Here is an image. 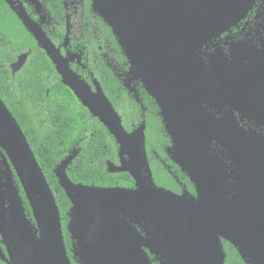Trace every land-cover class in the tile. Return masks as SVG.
I'll return each mask as SVG.
<instances>
[{
    "label": "water",
    "instance_id": "1",
    "mask_svg": "<svg viewBox=\"0 0 264 264\" xmlns=\"http://www.w3.org/2000/svg\"><path fill=\"white\" fill-rule=\"evenodd\" d=\"M4 1L50 58L62 84L113 136L119 164L108 162V172L128 173L134 181L131 189L74 184L66 168L77 152L60 161L56 177L72 205L67 230L78 240L83 264H149L142 247L152 249L163 264H224L220 238L237 249L245 264H264V162L247 150L245 133L222 128L227 117L212 123L191 98L192 88L200 95L208 93L202 81L197 82L202 73L194 56L212 36L205 0H91L92 10L108 25L129 63V82L139 80L160 108L172 142L167 154L189 176L196 199L153 184L144 125L128 133L99 83L93 80L92 89L71 69L74 59L63 56L41 29V2L25 0L37 22L19 0ZM27 56L21 54L11 64L12 74L22 69ZM225 84L230 97L224 100L230 104L235 81L227 79ZM214 141L227 152L234 167L230 173L221 152H213ZM14 175L34 224L27 218ZM228 179L234 191L225 199ZM138 223L151 228L147 238L132 226ZM0 241L5 250L0 247V259L7 264H71L54 195L1 99Z\"/></svg>",
    "mask_w": 264,
    "mask_h": 264
},
{
    "label": "trees",
    "instance_id": "2",
    "mask_svg": "<svg viewBox=\"0 0 264 264\" xmlns=\"http://www.w3.org/2000/svg\"><path fill=\"white\" fill-rule=\"evenodd\" d=\"M29 17L39 22L33 8L19 0ZM45 20L41 29L63 56L79 57L71 69L89 85L96 80L122 119L127 131L137 127L142 110L123 85L129 63L108 25L92 10L91 0H39ZM67 42V44H65ZM27 60L17 73L11 64L21 54ZM146 124L145 150L153 184L175 192L179 187L172 176H179L187 188L190 183L166 156L169 140L157 115L155 102L140 86ZM0 99L9 109L38 162L54 195L63 227L68 225L71 202L56 177L60 161L73 151L76 157L66 168L74 184L96 187L133 188L128 173L108 172L107 163L118 165L119 147L107 129L91 116L68 87L21 20L4 0H0ZM141 115V116H140ZM164 163H166L164 165ZM168 166H171L169 172ZM15 184L24 204L27 218L34 224L30 208L17 178ZM65 237H68L64 229ZM0 246L5 252L0 241ZM224 264H245L228 243ZM0 264H6L0 261Z\"/></svg>",
    "mask_w": 264,
    "mask_h": 264
},
{
    "label": "flooded vegetation",
    "instance_id": "3",
    "mask_svg": "<svg viewBox=\"0 0 264 264\" xmlns=\"http://www.w3.org/2000/svg\"><path fill=\"white\" fill-rule=\"evenodd\" d=\"M205 12L207 32L212 36L194 56L197 61V64H195L202 73V79L198 78L197 82L202 81L208 93L200 95L195 88H192L194 94L191 95V98L194 100V105L201 109L212 123L217 124L227 117L228 119L224 121L222 128L231 132L240 130L245 133L249 138L247 150L252 151L251 154L254 158H260L259 160L264 162V0H229L228 3L222 0H205ZM70 58L77 63L80 62V59L77 61L76 55L70 56ZM227 79L235 81V94L232 95L234 101L230 104H226L224 100L230 97V94H226L225 82ZM123 85L140 106L142 110V116H140L142 118L137 127H134L131 131H127L123 124L122 126L128 133H132L139 126L144 125L145 144V109L139 98L137 87L140 86L148 97L154 102L155 100L148 95L139 80L129 82L127 77L123 80ZM91 87L94 89L92 84ZM196 89L199 91L201 87L198 86ZM108 100L110 101L109 98ZM110 103L112 104L111 101ZM155 104L157 115L169 140L165 148L166 156L178 167L167 154L168 149L172 147V142L162 121L160 108L156 102ZM113 108L117 112L114 106ZM117 114L119 115L118 112ZM119 117L121 119L120 115ZM211 148L215 153L220 154L221 152V157L227 166L226 171L230 173L234 167L230 159H228L227 152L215 141ZM167 168L171 172V166L167 165ZM178 169L182 174L181 179L183 176L187 179L192 191L180 180L179 176H172L179 187V192L170 189L166 190L179 196H185L188 199H196L197 193L189 176L179 167ZM149 171L151 180H153L150 167ZM233 191L234 182L228 179L225 184L224 198H229V194ZM132 226L144 238H147L151 233V228L145 224L138 223L132 224ZM64 229L67 231L68 237H65ZM62 233L66 255L70 263L83 264L77 247L78 240L70 236L67 225L65 227L62 225ZM220 241L224 253L225 243L230 244L237 251L228 241L222 238H220ZM83 242L88 243L85 240ZM142 250L146 254L149 264H163V259L153 252L152 249L142 247ZM0 261L6 263L4 260L0 259Z\"/></svg>",
    "mask_w": 264,
    "mask_h": 264
}]
</instances>
